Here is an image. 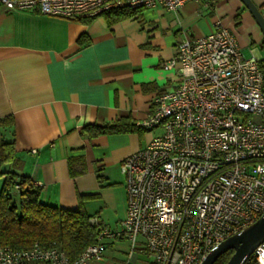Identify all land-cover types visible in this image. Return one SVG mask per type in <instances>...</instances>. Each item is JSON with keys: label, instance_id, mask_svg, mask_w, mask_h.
Listing matches in <instances>:
<instances>
[{"label": "crops", "instance_id": "crops-1", "mask_svg": "<svg viewBox=\"0 0 264 264\" xmlns=\"http://www.w3.org/2000/svg\"><path fill=\"white\" fill-rule=\"evenodd\" d=\"M218 22L234 30L245 56H264V34L240 0L144 9L111 25L103 15L65 19L0 6V116L14 120L15 170L41 187L44 203L82 208L114 227L127 208L120 161L158 130L93 135L90 127L145 119L155 97L177 82L176 71L163 67L174 45ZM126 260L149 263L117 239L106 240L93 264Z\"/></svg>", "mask_w": 264, "mask_h": 264}, {"label": "built area", "instance_id": "built-area-1", "mask_svg": "<svg viewBox=\"0 0 264 264\" xmlns=\"http://www.w3.org/2000/svg\"><path fill=\"white\" fill-rule=\"evenodd\" d=\"M198 0H0L7 9L86 19L113 9L181 8ZM264 14V5L261 7ZM264 59L245 56L233 29L216 23L184 34L163 63L177 82L158 94L144 130H158L119 164L125 217L99 224L96 241L74 258L57 246L0 247V264H93L106 240L127 239L148 264H201L221 241L264 213ZM264 264V242L253 252ZM124 264H131L128 260Z\"/></svg>", "mask_w": 264, "mask_h": 264}, {"label": "trees", "instance_id": "trees-1", "mask_svg": "<svg viewBox=\"0 0 264 264\" xmlns=\"http://www.w3.org/2000/svg\"><path fill=\"white\" fill-rule=\"evenodd\" d=\"M261 7L262 5L260 10ZM135 12L136 10L119 8L102 15L111 25ZM236 20L239 21L238 15ZM80 39L81 36L79 41ZM261 47L264 48V42ZM13 126L11 115L0 116V247L28 249L37 242L40 245L57 246L70 258H74L88 245L95 243L101 223L91 224L92 216L82 208L65 209L44 203L40 199L41 187L15 170ZM90 130L93 135L145 131L128 118H120L102 126L92 125ZM232 253L233 250L222 253L213 264H225ZM246 264H257L253 255Z\"/></svg>", "mask_w": 264, "mask_h": 264}, {"label": "water", "instance_id": "water-1", "mask_svg": "<svg viewBox=\"0 0 264 264\" xmlns=\"http://www.w3.org/2000/svg\"><path fill=\"white\" fill-rule=\"evenodd\" d=\"M240 2L264 34V14H262L260 6L253 0H240ZM262 242H264V213L250 225L221 241L208 252L201 264H213L219 255L228 250H233V253L225 264H246L255 248Z\"/></svg>", "mask_w": 264, "mask_h": 264}, {"label": "rangeland", "instance_id": "rangeland-1", "mask_svg": "<svg viewBox=\"0 0 264 264\" xmlns=\"http://www.w3.org/2000/svg\"><path fill=\"white\" fill-rule=\"evenodd\" d=\"M255 56L257 59H260V60L264 59V56L260 55V52H256ZM0 185H1V179H0Z\"/></svg>", "mask_w": 264, "mask_h": 264}]
</instances>
